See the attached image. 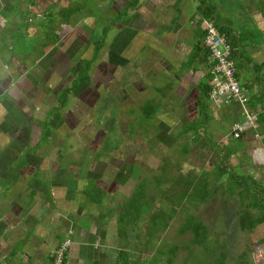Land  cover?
Listing matches in <instances>:
<instances>
[{
	"label": "crops",
	"instance_id": "crops-1",
	"mask_svg": "<svg viewBox=\"0 0 264 264\" xmlns=\"http://www.w3.org/2000/svg\"><path fill=\"white\" fill-rule=\"evenodd\" d=\"M132 1L108 0L98 16L91 12V2L84 7L86 0H0V264H52L53 251L68 237L73 245L65 264H118L124 250L130 260H139L127 241L133 231L140 235L141 221L130 224L135 230L127 236L115 224L123 211L122 200L128 197L121 191L142 178L133 176L115 191L91 194L96 181L108 182L98 173L109 163L101 161L97 152L90 151L84 158L90 146L69 145V135L60 133L64 127L75 132L72 123L80 119L72 107L75 100L59 109L67 92L71 98L77 88L69 73L76 62L71 55H61L87 51L92 42L95 52L116 50L121 37L108 41L107 33L119 25L122 35V20L127 18L130 24L136 18V10L126 12ZM191 2L193 11L187 12L185 0L140 1L141 15L150 13V80L159 74L164 82L158 88L161 102L156 118L164 125L165 140L186 154L174 165L171 159L177 157L165 155L162 162L150 163V170L159 163L163 166L157 170L166 174L169 205L177 197L178 205L185 207L191 192L187 193V182L198 186V177L204 174L212 181L211 196L222 205L228 192L214 190L229 180L235 192L247 190L264 205V3L244 0L248 16L244 30L253 27L257 32L253 39L243 28L234 27L228 15L220 14L217 2ZM177 4L179 10L174 8ZM203 5L216 8V27L231 30L236 38L237 77L249 96L247 109L259 114V128L246 130L239 139L232 136V126L245 122L241 105L231 102L219 108L209 97L205 110L199 104L204 85L211 88L207 59L202 64L193 58L206 22L200 13ZM123 12L125 18L118 22ZM176 128L174 141L171 133ZM111 165L116 166V161ZM220 169L230 176L219 182L215 174ZM235 179L242 183L240 187H235ZM146 195L148 205L149 192ZM238 204L243 209L251 201ZM250 238L264 245V224Z\"/></svg>",
	"mask_w": 264,
	"mask_h": 264
},
{
	"label": "rangeland",
	"instance_id": "rangeland-1",
	"mask_svg": "<svg viewBox=\"0 0 264 264\" xmlns=\"http://www.w3.org/2000/svg\"><path fill=\"white\" fill-rule=\"evenodd\" d=\"M107 1L108 0H97V2H100L97 4L96 2H93V0H86L84 7L87 8L89 5L88 2H91V5H89L92 8L91 12L99 16L101 15V5ZM191 1L193 0H185V9L188 10L187 12L193 11V5ZM213 1L217 2L218 6L220 5L222 12H219L221 15H228L234 27L240 30L243 28L244 30L246 20L248 21L244 0ZM262 2L264 3V0H262ZM174 8L179 10L180 7L177 4ZM124 16L125 14L123 12L121 17L123 18ZM117 29H119V25H117V27L115 26V28L112 27L111 31L107 33L108 41L115 40L116 35L120 37ZM244 31L248 36L253 37V39L257 37V32L253 29V27L246 26ZM118 42L121 44L123 39L119 38ZM95 48V44L92 42L91 46L88 48L89 50H85L80 53H74L73 56H71L72 62H79L81 66H84L85 71L82 72L84 74H89L88 69L86 68L87 66L91 65L94 67L93 60L96 56ZM145 50L136 58L137 63L142 61V56L149 54L147 51L150 50L147 47ZM104 56L105 55H103V57ZM63 61L66 60L62 59V62ZM151 81L154 83V86H149L148 90L144 91L140 97L132 96L134 99L132 103L128 101L129 103L124 105V102L121 103L120 100H112L110 105L107 106L108 108L106 107L102 113L96 112L97 110H95L94 113H92V118L87 116L89 114H84V117L80 116L82 120L86 119L90 121V123L93 125V127L91 126L92 128L86 126V129L84 128L82 130L79 128L77 132L73 133L64 127L62 128V132H59L63 136L69 135V145L76 147L80 142H82L84 145L87 144V146H90L89 151L83 155L84 158L85 156H89L87 154L91 151L97 152L99 157L102 156L101 161L103 162L108 160L112 161L110 160V157L118 158L117 149L122 150L124 146L127 148L128 144L132 143L133 141H137L138 143L143 142L145 144L150 141V150H152L150 151V163L156 164L157 162H162L160 160L165 155H174L177 157L171 159V162L174 165V161H178L180 157L183 159L184 155H186L184 154L185 152L182 153L173 142L171 143L169 140H165V136L163 134L164 125H160L156 116L153 120H150L143 111L149 101L150 103H154L157 107L160 106H158V102H161L158 99L160 98L158 88L164 83L162 76L159 74L157 76V74H155V76L151 77L150 82ZM108 98L109 97H107V99ZM70 100V96H67L66 101L70 102ZM124 114L129 116L131 115L133 118L123 116L125 121L128 120V123H122V115ZM161 118L163 119V117ZM97 123L104 124L102 125V129L110 130L107 135L102 131L104 137H108L105 139L104 144L98 142L95 138L93 139L96 134H99L94 131L97 130ZM124 130L125 132H122ZM147 131H149V134ZM177 134L178 129L176 128L175 131L171 133V139L176 141ZM70 135L72 138H70ZM126 143L127 145H125ZM162 167L163 166H161L160 163L157 166V168ZM157 168L150 170V176L146 175L147 179H143L145 178V175L140 176L142 174L140 173L138 177H141L142 179H137L139 180L138 182H135L134 180V182H132L133 186L129 184L124 190V193L121 191V194L126 196L128 195V197H124L122 200L123 211L120 213V218L126 214L131 194L135 192V189L139 185L146 183V186H148L147 192L150 194V202L148 205L144 206L143 219L139 225V228L144 226L145 230H139L140 235H138V231L136 234V231H133L132 238H129L127 241L132 244L129 246V248L135 251L134 253L139 257H137L139 261L135 264H264V245L262 243H252L250 233H245L239 229L236 223V215H234L232 220H230L229 228L227 230L224 229L228 222L226 221L227 210L225 209L226 206L222 205L221 200L212 197L213 199L211 198V201L209 200L208 204H203L200 207L201 203H203L202 196L205 193L212 195V181L207 180L208 175L204 174L203 176L201 175L198 177V186H196V188L190 192L189 196H187L188 199L186 201V206L182 207L178 205L177 197V200L170 197L172 200L170 205L169 202H167L166 194L168 191L166 192V174L163 170L159 172ZM139 169H143L141 163H139ZM204 180L208 187L202 186ZM231 184L232 183L230 180L223 184L224 186H227L225 187V191L228 190L229 192V190L234 187ZM191 193L193 194L191 195ZM118 197L119 196L110 197V199L114 200ZM247 197L250 199L251 204H255L257 202L253 196H251L249 193H246L242 200L243 204L247 202ZM195 205L197 207L196 210H194ZM243 209H246V207ZM253 210L255 209H251L250 211L252 212ZM174 213L176 214L174 215ZM232 213L233 211L228 213V216H231ZM154 215H158V219L154 220ZM189 215L198 216L210 229L211 237L204 247L190 246L191 235L187 234L181 236L178 233L180 227L183 225L187 216ZM147 217L150 218L147 219ZM168 217H173L174 219L170 222L169 228L163 232V229L166 225V219H168ZM118 222L119 223L117 225L115 224V228L119 227L121 234L123 236H127L128 225L122 223L121 221ZM127 222L131 224L130 220H127ZM156 229L159 230L157 235L154 234ZM133 230L135 229L133 228ZM147 232H149L148 236ZM150 233L154 234L155 236L152 234L150 235ZM144 242L147 243L144 244ZM173 248L177 249V254L170 263V250ZM258 248L262 249V257L260 256L261 254ZM157 250L160 251V255L158 254Z\"/></svg>",
	"mask_w": 264,
	"mask_h": 264
},
{
	"label": "flooded vegetation",
	"instance_id": "flooded-vegetation-1",
	"mask_svg": "<svg viewBox=\"0 0 264 264\" xmlns=\"http://www.w3.org/2000/svg\"><path fill=\"white\" fill-rule=\"evenodd\" d=\"M141 9L142 6L139 2L134 8L136 13H138L132 23L127 24V18L122 20V35L120 37L123 42L117 46L116 50L107 52L97 50L95 52L97 57L93 60L94 67L91 65L87 66L89 74L82 73L85 68L79 67L77 62L76 65L69 68V73L72 74L74 81L77 82V88L71 96V99L75 100L72 107L80 113L81 117H84V114H89L87 116L92 118V113L95 110L102 113L112 100H120L121 103L124 102V105L128 104V101L132 103L134 100L132 96L140 97L144 91L148 90L150 86V51H147L149 54L142 56L141 62L137 63L136 60L146 47L150 50V13L143 16L140 13ZM74 53L75 50L63 53L61 57H70ZM103 55L105 56L103 57ZM79 87H82L81 92L78 91ZM107 97L109 98L107 99ZM65 105L66 102L59 109H63ZM148 106H150V101L147 104ZM123 116L132 117L131 115H122V123H128V120L125 121ZM81 117H79L80 119H78L77 123H72V128H74L75 132L79 128L83 130L86 126L93 127L90 121L86 119L83 121ZM97 124V130L94 131L99 134H96L93 139L95 138L98 142L104 144L105 139L108 138L104 137V134L107 135L110 130L102 129L103 123ZM122 132H125V130ZM147 133L149 134V131ZM117 153L118 158L110 157L112 161L108 160L109 166L102 168L98 173L101 180L103 177L108 180L106 183H98L96 181L93 187L99 191L103 189L107 192L115 191L120 184L127 183L133 176H138L140 173H142L140 176L148 174L150 176V141L146 144L133 141L128 144L127 148L124 146L122 150L117 149ZM114 160L116 161V166L111 165ZM139 163L142 164L143 169L136 172V169L139 168ZM110 166L112 167L110 168Z\"/></svg>",
	"mask_w": 264,
	"mask_h": 264
},
{
	"label": "trees",
	"instance_id": "trees-1",
	"mask_svg": "<svg viewBox=\"0 0 264 264\" xmlns=\"http://www.w3.org/2000/svg\"><path fill=\"white\" fill-rule=\"evenodd\" d=\"M140 0H133L132 3L130 4V6L128 7V9L126 10V12L129 9H134L138 4H139ZM216 8H214L212 5L210 6H205L203 5L200 8V13L201 15H203L204 20L206 21H212L214 22V24L216 26L217 25V14L215 11ZM125 18V16L123 17ZM122 17H120L118 19V22L120 20L123 19ZM220 31L225 34V36L227 37L228 42L230 43V45L232 46V58L234 59L235 56L237 55V50H238V44L236 42V38L231 36V30H226V29H220ZM205 32L203 31L202 33V41H199L196 44V50L195 53L193 54V58H197V60L200 63H206V59L208 57V52L205 49L204 46V42H203V38H204ZM205 52V55H203V59L200 57L202 55V53ZM97 54L95 56L94 59H96ZM199 57V58H198ZM235 60V59H234ZM205 92L202 96V98L199 100V104L200 106L205 110L206 109V102L205 100L208 99L209 97V92L211 90V88H208V86H205ZM69 93L67 92L66 96H64V100H62L61 104L64 105V103L66 102V97L69 96ZM202 109V110H203ZM160 108L157 107L154 103H150V106H146L143 111L145 112V115L148 117V119H154L155 116L158 114ZM264 114V113H263ZM227 170L224 169H220L216 175V178L219 180V182L221 181V179L223 177H225V175H228ZM230 176V175H228ZM229 178V177H228ZM208 180V179H207ZM236 180V179H235ZM237 184H235V187H240L242 185V183H240L238 181V179L236 180ZM178 184V181H177ZM202 186L207 187V183L205 182V180L202 183ZM196 188L195 182L194 181H188L187 182V193L190 191H193ZM147 186L146 183H143L142 185H139L135 192L132 194L131 198L129 199L128 202V210L126 211V214L124 216H122L120 218V221L122 223H125L127 225H130L127 220L131 221V225L135 226L137 224L140 223V221L142 220L143 217V210H144V206H146V197H147V192H146ZM205 189V188H204ZM206 190V189H205ZM222 191L224 195H226L225 191V186L223 184L220 183L219 188L217 187V189H215V193ZM237 190V189H236ZM91 194H96L99 195L98 192H100L97 188L93 187L92 189H90ZM238 193L239 197L238 200H235L234 203H232L233 201V197L235 196V194ZM244 193V194H243ZM248 193L247 190H243V191H237L235 192V189H230L229 192L227 194H229L228 198L226 199V201L224 202V206H226V213H227V224L225 226V230H227L229 228V222L230 220H232L233 216L236 215V223L239 227V229L245 233H252L258 226H260L261 224H264V205L261 204L260 202H256L255 204H249L247 205L246 209H241V205L238 203L242 204V200L244 198V195ZM96 195H92L93 199L96 197ZM212 198L211 195H209V193H205L202 196V202L203 204H208L209 200ZM181 199H184L181 198ZM240 207V208H239ZM251 209H255L257 210V213H253L250 210ZM231 211H233L231 216H228V213H231ZM176 213H174L175 215ZM158 219V215H154V220ZM173 217H168V219H166V225L163 229V232H165L170 225V222L172 221ZM130 225V228L128 229V231H133L132 226ZM233 227V225H232ZM135 229V228H134ZM159 233V230L156 229V231H154V234L157 235ZM179 235L184 236L187 234L191 235V240H190V246L192 247H204L207 242L209 241L210 237H211V232L209 227L197 216L194 215H189L186 218V221L183 223V225L180 227L179 229ZM152 233H150L151 235ZM152 234V235H154ZM149 235V232H147V236ZM154 235V236H155ZM251 249H252V245H251ZM158 254L160 251H158ZM177 254V249L173 248L170 250V263L172 261L173 258H175ZM160 255V254H159ZM139 261V260H138ZM138 261H132L130 260L129 256H128V252L127 251H122L120 253L119 256V263L118 264H135Z\"/></svg>",
	"mask_w": 264,
	"mask_h": 264
},
{
	"label": "built area",
	"instance_id": "built-area-1",
	"mask_svg": "<svg viewBox=\"0 0 264 264\" xmlns=\"http://www.w3.org/2000/svg\"><path fill=\"white\" fill-rule=\"evenodd\" d=\"M204 46L208 52L207 63L211 74L209 98L219 107L236 102L243 108L244 123H234L232 136L242 137L246 130L256 131L259 128V114L247 109L249 96L242 87L237 68L232 58V46L226 36L211 21L204 22ZM72 235V232H70ZM73 243L68 237L52 253V264H65ZM260 256L262 257V249Z\"/></svg>",
	"mask_w": 264,
	"mask_h": 264
}]
</instances>
